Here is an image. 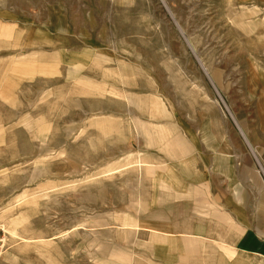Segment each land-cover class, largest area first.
<instances>
[{
  "label": "rangeland",
  "instance_id": "obj_1",
  "mask_svg": "<svg viewBox=\"0 0 264 264\" xmlns=\"http://www.w3.org/2000/svg\"><path fill=\"white\" fill-rule=\"evenodd\" d=\"M262 111L264 0H0V264L213 262L162 168Z\"/></svg>",
  "mask_w": 264,
  "mask_h": 264
},
{
  "label": "crops",
  "instance_id": "obj_2",
  "mask_svg": "<svg viewBox=\"0 0 264 264\" xmlns=\"http://www.w3.org/2000/svg\"><path fill=\"white\" fill-rule=\"evenodd\" d=\"M34 45L39 47L38 42ZM262 112L263 119L256 125L258 135L244 134L241 129L240 135L227 129L214 134L216 124L209 122V134L185 136L188 146L177 151L174 163L167 161L164 166L161 152L154 154L159 159L156 164L165 170L160 178L161 205L178 208L177 219L161 217L158 222L183 224L176 233L196 237L208 247L210 254L198 253L215 258L208 264H264Z\"/></svg>",
  "mask_w": 264,
  "mask_h": 264
},
{
  "label": "built area",
  "instance_id": "obj_3",
  "mask_svg": "<svg viewBox=\"0 0 264 264\" xmlns=\"http://www.w3.org/2000/svg\"><path fill=\"white\" fill-rule=\"evenodd\" d=\"M2 250H3V243L2 240L0 239V255L2 254Z\"/></svg>",
  "mask_w": 264,
  "mask_h": 264
},
{
  "label": "bare ground",
  "instance_id": "obj_4",
  "mask_svg": "<svg viewBox=\"0 0 264 264\" xmlns=\"http://www.w3.org/2000/svg\"><path fill=\"white\" fill-rule=\"evenodd\" d=\"M142 163V162H141ZM152 170V169H151Z\"/></svg>",
  "mask_w": 264,
  "mask_h": 264
}]
</instances>
